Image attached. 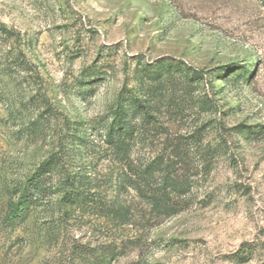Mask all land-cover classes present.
<instances>
[{
    "label": "rangeland",
    "instance_id": "374dc122",
    "mask_svg": "<svg viewBox=\"0 0 264 264\" xmlns=\"http://www.w3.org/2000/svg\"><path fill=\"white\" fill-rule=\"evenodd\" d=\"M128 96L151 114L132 122V158L188 141L192 191L179 213L155 218L124 188L133 212L120 224L103 205L121 173L104 134ZM201 145L216 148L207 167ZM49 159L38 201L5 222ZM106 243L124 252L112 264H264L260 0H0V264H85Z\"/></svg>",
    "mask_w": 264,
    "mask_h": 264
},
{
    "label": "trees",
    "instance_id": "16d2710c",
    "mask_svg": "<svg viewBox=\"0 0 264 264\" xmlns=\"http://www.w3.org/2000/svg\"><path fill=\"white\" fill-rule=\"evenodd\" d=\"M260 1L264 4V0ZM199 78L205 79L204 71L199 72ZM139 116H142L144 121H149L151 117L144 99L137 96L121 98L114 109L112 121L105 127V143L114 162L120 165L121 173L118 176L117 197L110 205L106 203L103 205L107 208V214L111 216V220L120 224H129L133 212L132 207L121 199L124 188H135L155 218L179 213L187 206L188 196L192 191V174L189 169L193 145L187 144L188 141L172 142L168 155L161 153L151 160L140 163L132 158L133 145L139 132L137 125L132 122ZM203 129V126L199 127L197 135H201ZM199 151L204 166H209L216 148L201 145ZM52 165H54L52 159L44 161L28 178L20 195L8 203L4 216L5 222L16 221L38 201L42 185ZM93 187L92 177L85 175V206L95 205ZM72 195L69 200L71 203L76 202L74 200L77 197ZM113 246L106 243L101 245L99 250L87 252L85 264H112L117 256L124 254ZM249 246L248 243H244L236 252L240 261L248 260L251 253Z\"/></svg>",
    "mask_w": 264,
    "mask_h": 264
}]
</instances>
